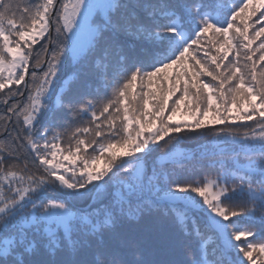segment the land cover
I'll return each instance as SVG.
<instances>
[{"label": "snow or ice", "instance_id": "6c2138e0", "mask_svg": "<svg viewBox=\"0 0 264 264\" xmlns=\"http://www.w3.org/2000/svg\"><path fill=\"white\" fill-rule=\"evenodd\" d=\"M0 264H264V0H0Z\"/></svg>", "mask_w": 264, "mask_h": 264}, {"label": "trees", "instance_id": "16d2710c", "mask_svg": "<svg viewBox=\"0 0 264 264\" xmlns=\"http://www.w3.org/2000/svg\"><path fill=\"white\" fill-rule=\"evenodd\" d=\"M20 2L23 4L24 0H20ZM210 35H211V33H209V36ZM40 43H44V41L43 40L39 41L38 44L34 45V48L35 49H39ZM257 43H258V41H257ZM176 70H177L176 67H173V68L167 70V75L169 77V80L166 82L167 84L171 83V78L175 75ZM161 75H164V74L162 73ZM157 84H158V81H156L155 78H154L153 89L157 88ZM21 88H23V85H21ZM178 95H179V93H177V96ZM172 99H175V97H173ZM170 105H171V100H170ZM181 109H184V105H181ZM183 111H182L183 114H185V110H183ZM235 114H236L235 110H233L232 115H235ZM176 119H179V118L174 116L173 120L170 123L175 122ZM210 121H211V114L209 115L208 119L205 122L209 124L210 128L218 129L220 127L219 125H212L210 123ZM189 122H190V124H192V123H194V120L191 119ZM230 123H233V125L236 126V125H239V124H242V123H251V122H245V121H234V122H231L230 121ZM180 135H181L182 139L179 142L174 140V141H172V143L180 146V148H183V149L186 148L187 150L190 151V153L201 152V151H204V150H207V152L212 153V152H219L220 147H224L226 149H230L231 147H234L230 143L229 144H225V145H221L219 147L217 145H215V143L212 142L215 139V132L214 131H207L204 135L196 137L195 140L192 137L186 135L183 132ZM197 141H199V142L197 143ZM199 145H202V147L198 148ZM204 176H208L210 178L214 177L215 176V171L211 167H209L208 169L205 170V172L198 173L195 176V178L196 179H202ZM121 190H122L121 186L118 183H116L115 178H114L112 184L107 189V193L108 194H111V193L119 194L121 192ZM123 190L126 191V189H123ZM49 195H55V193H49Z\"/></svg>", "mask_w": 264, "mask_h": 264}, {"label": "rangeland", "instance_id": "374dc122", "mask_svg": "<svg viewBox=\"0 0 264 264\" xmlns=\"http://www.w3.org/2000/svg\"><path fill=\"white\" fill-rule=\"evenodd\" d=\"M155 90V89H154ZM184 109H181V111H179L178 112V114L176 115V117H178L179 119H176V121L175 122H173V124L174 123H177V122H179V123H188V124H190V120L191 119H193L192 118V116L191 115H189V114H183V111ZM183 111V112H182ZM202 147V145H199L198 146V148H201ZM176 152L177 153H180V154H190V151L189 150H187L186 148H180V146H178V145H176ZM67 163V162H66ZM98 166H101L102 167V162H101V164L100 165H98Z\"/></svg>", "mask_w": 264, "mask_h": 264}]
</instances>
